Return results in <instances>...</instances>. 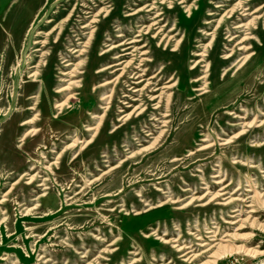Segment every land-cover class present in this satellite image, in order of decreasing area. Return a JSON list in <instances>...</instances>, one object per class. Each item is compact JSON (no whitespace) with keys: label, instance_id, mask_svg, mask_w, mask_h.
Returning <instances> with one entry per match:
<instances>
[{"label":"rangeland","instance_id":"1","mask_svg":"<svg viewBox=\"0 0 264 264\" xmlns=\"http://www.w3.org/2000/svg\"><path fill=\"white\" fill-rule=\"evenodd\" d=\"M77 3L0 0V199L22 174L39 175L29 186L19 181L0 205V222L6 219L0 224V264H248L260 257L242 250L264 249V196L256 200L252 218L244 207L254 192L264 195V0H87L90 26L76 45L80 49L87 41V53L72 58L65 50L82 24L76 25V17L69 24L63 20ZM44 5V15L32 25ZM245 23L248 30L234 29ZM138 30L139 42L131 44L137 52L131 48L130 55L113 59L119 47L100 55L106 45L134 39ZM37 31L42 34L35 36ZM246 33L250 39L242 45L248 49L242 51L237 42ZM142 51L150 60L140 67L149 69L145 79L156 76L147 90L125 92L127 75L95 88L120 74L97 70L122 62L117 67L130 63L125 71L136 72ZM42 54L48 67L40 69L39 93L25 64L35 65ZM60 58L72 65L62 67ZM80 61L84 73L72 80L80 85L74 92L84 89L83 99L72 100L54 118V103L68 94L55 93L68 84L60 74ZM33 94L42 115L20 126L33 117L27 110ZM123 94L141 103L125 108ZM149 95L156 99L149 101ZM140 104L148 108L143 115L119 120ZM86 126H98L92 141L62 152L75 136L91 138ZM29 128L37 132L21 140ZM44 178L47 196L32 209ZM169 199L176 203L156 207ZM147 205L156 208L146 211ZM234 208L238 218L230 217ZM208 232L218 240L231 235L230 244L241 249L202 253L201 243L213 244ZM174 246L189 247L196 257L186 260L187 250Z\"/></svg>","mask_w":264,"mask_h":264},{"label":"bare ground","instance_id":"2","mask_svg":"<svg viewBox=\"0 0 264 264\" xmlns=\"http://www.w3.org/2000/svg\"><path fill=\"white\" fill-rule=\"evenodd\" d=\"M78 1V3H77V5L75 6V7H73V9H72V11L68 14V16H67V18H65L64 20H63V22H66V24H69V22H71V21H73L74 20V18L76 17V18H78V21H75L76 22V25H78V24H82L79 28H78V30H74V31H72L71 33H72V44H70L69 46V48L67 49V50H65L66 51V53H69L70 54V57H72V58H79V57H83L86 53H87V41L83 44V46H82V48H80V49H76V45H79L80 43V40H81V36H85V34L87 35V27H89L90 25H87V23H85V21L87 20V0H77ZM232 1V0H231ZM153 2V1H152ZM242 3L241 2H239V4H238V7L241 5ZM47 6L48 5H44L43 7H41L40 9H39V11H38V13L35 15V18H34V21L32 22V25L33 24H35V21H37L41 16H43L44 14H42L45 10H46V8H47ZM147 7H149V5H145L144 6V8H147ZM216 8L217 7H220L219 5L217 6H215ZM263 8V6H260L259 8H257L256 10H254L252 13H256V11H258V10H260V9H262ZM151 9H153V7H151L149 10H151ZM149 10H147V11H149ZM233 10H234V8H232V9H230L229 11H228V13L229 14H231L232 12H233ZM244 10H247V8H244ZM107 11V10H106ZM248 12V11H247ZM57 14V13H56ZM79 15V16H76V15ZM133 14H135V13H132V14H128V16L129 15H133ZM155 14V13H154ZM106 15H107V13H106ZM105 15V16H106ZM245 15H247V14H243L242 16L244 17ZM156 17V16H155ZM155 17L153 18V19H155ZM228 18H229V16H228ZM52 20H46V23L48 24V23H50ZM219 21V20H218ZM92 22H95V18H93V20H92ZM146 22V21H145ZM234 22V21H233ZM84 23V24H83ZM155 23V22H154ZM61 26H63L62 24H61ZM249 26H250V24L249 23H245V24H239V25H237V26H235L234 27V29H237V30H240V29H244V31H246V30H248V28H249ZM149 28L150 27H146V30H149ZM58 31H60L61 30V28H60V25L59 26H57V28H56ZM93 30L94 29H92L91 30V32H90V34H89V37H91V35H92V32H93ZM164 30V29H163ZM208 31V30H207ZM138 33L134 36V39H129V40H125V41H121V42H119L117 45H112V46H108V45H106L105 47H108V48H106V49H104L101 53H100V55H102L103 57H105L110 51H112V50H114V49H116V48H119V47H121V49L119 50L121 53L119 54V55H116L113 59H121L122 57H125L126 55H130L131 53L129 52V50L131 49V48H134V45H131V44H135V43H137V42H139V39H137L140 35H141V33H142V30H138L137 31ZM42 34V32L41 31H37V33L35 34V36H37V35H41ZM229 34V33H228ZM253 36V35H252ZM116 37H122V35H118V36H116ZM153 37H155V36H153ZM237 36L236 35H233V36H228V38H229V42L230 41H233L235 38H236ZM178 38V37H177ZM250 39V34H244V36L242 37V38H240V40L237 42V44L238 45H241V47L239 48V50H242V51H246L248 48H245V46H243L242 44L243 43H245L247 40H249ZM105 42V41H104ZM39 42L38 41H33L32 42V44H38ZM109 43V42H108ZM139 45V44H138ZM245 45V44H244ZM42 46H44V45H42ZM143 47V46H142ZM247 47H248V45H247ZM37 51H39V49H35L34 50V52H37ZM133 51H135V52H137L136 51V49L134 48L133 49ZM139 52V51H138ZM139 54V56L141 57H143L142 58V60H140V62H142V63H139L138 64V66L136 67V68H134V69H136V72H133V71H125L126 70V66L128 65V64H130V63H128L127 65H125V66H123L122 68H119V67H117V66H119V65H121L122 64V62H117V63H114V64H112V65H109V66H107V67H103V68H101V69H99V70H97L95 73H103L104 71H106V70H109V69H113L112 71H110V74L111 73H116V72H118V71H120V74L115 78V79H113L112 81H108V82H104V83H102V84H100V85H98V86H96L95 88H100V87H103V86H106V85H109V84H112V83H114V82H116V83H118L119 81H120V79L122 78V77H124L125 75H127V81L125 82V83H123V88H124V91L125 92H128V93H132V92H142L143 90H147V88H149V85H150V80L151 79H154L156 76L155 75H153V76H151V77H149V78H146L145 79V77L147 76V73H148V68H144V69H140V67H142V66H144L145 65V63L144 62H149L150 60L149 59H146L147 57H145L147 54H148V52L147 51H142V52H140V53H138ZM46 55H48L47 53L45 54V56ZM196 55H199V54H196ZM247 57L248 56H244V60H246L247 59ZM226 58H228V57H225L224 59H226ZM144 59V60H143ZM131 60V59H130ZM59 61H60V65H63L62 67H69V66H71L72 64L68 61V60H65L64 58H60L59 59ZM75 61V60H74ZM241 62V61H240ZM81 63H82V61H80V62H78L77 64H75L74 65V67H73V69L71 70V71H69V72H62L60 75H64V76H66V77H68L69 78V80H68V84L66 85V86H63V87H60V88H58V89H56L55 90V93H60V94H62V95H64V94H66V93H68L67 94V97H66V99L64 100V101H62V102H56V103H54V105H53V109L55 110V113H54V115H53V117L54 118H56L57 117V115L58 114H60L63 110H66V109H69V108H71V101L72 100H76V99H79V100H82L83 99V94H84V89H82L81 91H80V93H78V92H74V89H77V88H80V85H79V83H78V80L76 81V80H72L73 78H76L77 77V75L78 74H81V73H84L80 68H79V66L81 65ZM25 65H27V69H33V71L32 72H28L27 73V79H29L30 81V83H39V86H38V89H39V93L40 92H42V90H43V88H44V85L42 84V79H40L39 77H41V68L42 67H45L46 69H47V67H48V61H45V59H44V55L42 54L41 56H40V59H39V61L35 64V65H31V63L30 64H25ZM19 69H21V68H19ZM164 68H162V70H163ZM150 72V71H149ZM161 72V71H160ZM159 72V73H160ZM168 78V77H167ZM202 78H204V76L202 77ZM162 79V78H161ZM166 79V78H165ZM201 79V78H200ZM197 80H199V79H197ZM197 80H195V82L197 81ZM128 83V84H127ZM142 83H144V85L142 86V88H141V90H137V89H134L135 87H137V86H140ZM131 84H133L134 86L133 87H131ZM174 84H171L170 86H167V87H164V88H170L171 86H173ZM204 85V84H203ZM199 88V87H198ZM125 89H127V90H125ZM132 91V92H131ZM124 92V93H125ZM146 93V92H145ZM144 93H139V97L142 95V96H144L143 95ZM60 97V96H59ZM158 97V96H157ZM121 98H123V100H129V102H120L122 105H125V108H130V107H133V105H130V102H135V101H139L140 103H141V100H138L137 98H133L132 96H130V95H125V94H123L122 96H121ZM147 98H149V101H154L155 99H156V96H151V95H149ZM159 98V97H158ZM29 99H32L33 101H34V104L32 105V106H29L28 108H27V110H29V111H32V112H34V114H33V117L31 118V119H28V120H24V121H22L21 123H20V126H28V125H30V124H33L35 121H37L38 120V117H40L41 115H42V113H39L38 111H37V108H36V106L38 105V100H39V97H38V95H31L30 97H29ZM103 99H105V98H103ZM106 99H109V96H107L106 97ZM143 105L144 104H140L139 106H135L134 108H133V110L131 111V112H129V113H126V114H124L123 116H121V118L119 119L120 121H130L131 119H132V116L133 115H135L136 117L137 116H140V115H143L144 113H145V111H147V109L148 108H142L143 107ZM106 108H108V107H106ZM155 108H158V106L157 105H155ZM154 108V109H155ZM107 109H105V111H106ZM119 112L120 113H124V111H121V110H119ZM49 114V113H48ZM236 114V113H235ZM104 115L105 114H102L101 116H100V118H99V120L101 121V119L104 117ZM155 116V115H154ZM25 118V117H24ZM161 118H166V115H161ZM256 119V118H255ZM23 120V119H22ZM152 122L154 121H157V119H155V117H153V118H151L150 119ZM253 121V120H252ZM159 123H162V127H165V121L164 120H162V121H160ZM249 123V122H248ZM247 125V124H246ZM150 129V128H149ZM97 130H98V126H96V127H87L86 126V128H85V131L87 132H92V136H91V138L89 139V140H85V141H80V139L79 138H77L76 136L73 138V140H72V142L71 143H69L68 145H66V147L65 148H63V151L62 152H64V151H66V150H69V149H73V148H75V147H77L78 145H80V150H82V149H84L86 146H87V144H89L91 141H92V139H93V137L96 135V133H97ZM37 132V129H35V128H29V129H27L25 132H24V134H23V136H22V138H21V140H23L25 137H27V136H29V135H34L35 133ZM150 132V131H149ZM147 133V132H145L146 133V135L145 136H149V135H151V133ZM66 136V135H65ZM236 136V135H235ZM228 140V139H227ZM226 140V141H227ZM218 141V140H217ZM224 141H222V143H223ZM198 149V148H197ZM55 162V161H54ZM49 169V168H48ZM26 176H28V177H26ZM39 177V175H36V174H34V175H32V176H29L28 174H22L21 176H20V178L17 180V181H15L12 185H11V187L9 188V190L7 191V193L6 194H4L3 195V197L0 199V205L1 206H3L4 205V203L7 201L6 200V198L8 197V195H10L11 193H12V191H13V189H14V187L13 186H15V185H17L18 183H19V181H21V180H26L25 181V185H27V186H29V185H31L32 183H34V181H37V178ZM48 180L46 179V178H44L43 180H42V182H40L39 184H37V186L36 187H40V188H42V190H40L41 191V193L40 194H38L32 201L33 202H35L36 203V205L32 208V209H36L38 206H40L39 205V202L41 201V199L42 198H44V197H46L47 196V193H46V190H47V187H46V182H47ZM252 183V182H251ZM250 186V185H249ZM76 187H79V186H77L76 185ZM250 188V187H249ZM248 188V189H249ZM84 189V188H83ZM156 191H161V190H159V189H157ZM260 192V191H259ZM211 196V195H210ZM264 195H260V194H258V193H256V192H254V194L253 195H250V196H248L247 198H246V200H244V207L247 209V212H245L246 214H247V218H252L253 216L251 215V214H254L255 212H256V210H255V203H256V200H259V197H263ZM104 197H107V196H104ZM201 197V196H200ZM218 201V200H217ZM168 202H171V200L169 199V200H167V201H164V202H162V203H160V204H158V206H156V207H162V206H164V205H166ZM220 202V201H219ZM171 203H176V201H172ZM147 206H149V205H147ZM181 206V205H180ZM186 205H184V206H182V207H180V208H177V209H183L184 207H185ZM204 206V205H203ZM156 207H153V206H149V208L146 210V211H150V210H152V209H155ZM235 209V208H234ZM240 209V208H239ZM24 210H25V212L24 213H26V214H28V211L29 210H26V208H24ZM127 212V211H126ZM238 212V213H237ZM244 212V211H243ZM240 211L239 210H233V211H231V214L232 215H230V217L231 218H238L239 216H240ZM0 214H4V213H2V211H1V209H0ZM228 214V213H227ZM236 214V215H235ZM233 221V220H232ZM237 221H240V219H237ZM237 221H235V222H231V224H234V223H236ZM6 222V219L5 218H3L2 219V221L0 222V224H4ZM243 225V224H242ZM248 225V224H247ZM250 225V224H249ZM213 229V228H212ZM217 230V229H216ZM209 231V230H208ZM208 233H212L211 234V236H209V237H211L210 239H209V241H211V242H213V244L212 245H210V244H206L205 242H203V243H201L200 244V247H206L205 248V250L204 251H202V253H208L212 248H215V247H217V248H227V247H230V250L232 251V250H240L241 249V246H233L232 244H230V240H231V235H229V234H225L224 236H223V238H220L219 240L216 238L217 237V235L215 234V232H208ZM229 233V232H228ZM241 239V238H240ZM218 240V241H217ZM110 246H112V245H114V242L113 243H111V244H109ZM179 245V244H178ZM174 247H176L177 248V251H185V250H187V249H189V247H179L178 248V246H174ZM245 247V246H244ZM260 247L259 246H256V247H253V248H251V247H246L245 249H243L242 251H244V252H247V254H249V253H253V254H255V255H257V256H262V255H264V249H259ZM220 251V250H219ZM226 251V250H225ZM225 251H223V252H225ZM229 251V250H228ZM187 255H190L186 260H190L191 258H194V257H196L194 254H192V251H190V250H187L182 256L183 257H187ZM219 256V255H218ZM217 256V257H218ZM82 257H84V256H82ZM105 257V256H104ZM85 258V257H84ZM3 261V260H2ZM188 262V261H187ZM199 263V262H198ZM104 264V263H103ZM201 264H204V263H201Z\"/></svg>","mask_w":264,"mask_h":264},{"label":"built area","instance_id":"3","mask_svg":"<svg viewBox=\"0 0 264 264\" xmlns=\"http://www.w3.org/2000/svg\"><path fill=\"white\" fill-rule=\"evenodd\" d=\"M248 264H264V255L257 258H253V260H251Z\"/></svg>","mask_w":264,"mask_h":264}]
</instances>
